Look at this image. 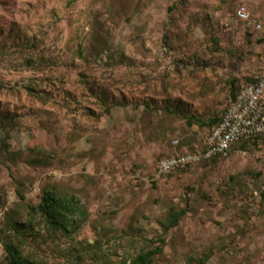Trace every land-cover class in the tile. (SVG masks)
I'll return each instance as SVG.
<instances>
[{
	"label": "rangeland",
	"instance_id": "374dc122",
	"mask_svg": "<svg viewBox=\"0 0 264 264\" xmlns=\"http://www.w3.org/2000/svg\"><path fill=\"white\" fill-rule=\"evenodd\" d=\"M241 7L264 23V0H0V264L9 243L48 264H264V139L158 170L261 73ZM50 190L80 203L67 233L29 216Z\"/></svg>",
	"mask_w": 264,
	"mask_h": 264
},
{
	"label": "built area",
	"instance_id": "2783aa9c",
	"mask_svg": "<svg viewBox=\"0 0 264 264\" xmlns=\"http://www.w3.org/2000/svg\"><path fill=\"white\" fill-rule=\"evenodd\" d=\"M235 17L264 40V25L253 18L246 8H239ZM259 136L264 137V66L261 73L255 75L254 83L243 86L221 122L213 127L204 150L161 161L159 174L166 175L178 168L216 157L225 158L239 141Z\"/></svg>",
	"mask_w": 264,
	"mask_h": 264
},
{
	"label": "trees",
	"instance_id": "16d2710c",
	"mask_svg": "<svg viewBox=\"0 0 264 264\" xmlns=\"http://www.w3.org/2000/svg\"><path fill=\"white\" fill-rule=\"evenodd\" d=\"M238 9L235 12V16L237 14ZM258 21L263 23L259 19H258ZM252 32L258 34L255 31H252ZM259 37H260V35H259ZM261 40L264 44V40L263 39H261ZM252 83H254L253 80L250 84H252ZM241 89L239 90L237 95L233 98L232 102L236 100V98L240 94ZM231 103H230V105H231ZM228 108H227V110H228ZM227 110H226V112H227ZM221 120L217 124H219L221 122ZM260 139H264V137L259 136V137L249 138V139H243V140L239 141L237 144H235L234 147L232 148V150L236 146H238L239 144L244 145L248 141H251V140L257 141ZM205 143H206V140H205L204 145L201 148V150L196 151V153L204 150V148L206 146ZM187 153H190V152H187ZM193 153H195V152H193ZM165 159H168V158H165ZM165 159H163V160H165ZM217 159H222V158L216 157V158H213L210 160H204V161H211V160H217ZM204 161H202V162H204ZM191 165H194V164H191ZM188 166H190V165H188ZM184 168L185 167L178 168L175 171H172L170 173L177 172V171L182 170ZM79 205H80V203L75 196H69L68 197L65 195H59L55 191H52V190L45 191L43 194L42 200L38 206H36V207L31 206V205L29 206V216L31 218L41 217L43 220H45L47 222V224L52 226L54 229L61 231L63 233H67V231H69L75 225V217L76 216H80V217L82 216V211L79 209ZM184 215H185L184 211H180L177 213H171L169 216L168 224L165 225L166 231L177 227V225L179 224V221L181 220V218ZM30 226H31V223H30ZM23 227L24 226L20 225L19 227H16V230L19 231V229L23 228ZM162 248L163 247H158L155 250L143 251V252L139 253L135 258H133L129 264H155L154 263L155 255L158 253H161ZM5 251L7 254L6 255L7 264H48V263H45L42 261H34V260L30 259L29 257H27L23 253V250L19 245H15L12 243L6 244L5 245ZM209 259H210V257L208 255H205L203 258H201L198 261V264H207Z\"/></svg>",
	"mask_w": 264,
	"mask_h": 264
}]
</instances>
